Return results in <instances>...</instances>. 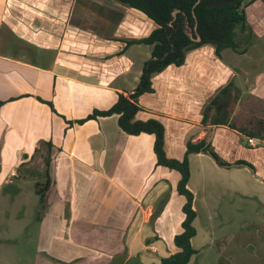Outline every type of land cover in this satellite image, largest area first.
I'll return each mask as SVG.
<instances>
[{
  "label": "crops",
  "instance_id": "0c3cea01",
  "mask_svg": "<svg viewBox=\"0 0 264 264\" xmlns=\"http://www.w3.org/2000/svg\"><path fill=\"white\" fill-rule=\"evenodd\" d=\"M244 12L237 50L191 48L137 99L135 119L162 123L168 157L182 159L186 141L204 139L231 163L189 155L196 233L188 264H264V0ZM154 28L116 0H0V191L29 179L28 162L51 143L37 264H150L179 250L185 197L180 174L156 165L154 135L125 133L117 114L78 122L134 91L153 47L136 41ZM217 96L226 106L202 121ZM225 113L233 125L212 123ZM249 178L263 190H250ZM252 193L261 206L250 216Z\"/></svg>",
  "mask_w": 264,
  "mask_h": 264
},
{
  "label": "trees",
  "instance_id": "16d2710c",
  "mask_svg": "<svg viewBox=\"0 0 264 264\" xmlns=\"http://www.w3.org/2000/svg\"><path fill=\"white\" fill-rule=\"evenodd\" d=\"M131 9H134L151 19L155 28L151 33L136 42L151 44V58L144 63L139 82L130 94L119 93L116 101L105 110L94 109L89 115L78 122L95 119L98 116L118 115V125L127 134L137 135L149 133L154 135L153 151L156 157V165L176 170L180 174L176 191L185 197L182 211L185 215L181 223L182 231L174 236V245L179 249L169 256L162 257L158 262L150 264H188L195 249L191 245V238L196 230L193 220L196 212L193 209V194L188 189L187 183L190 176L189 155L191 153H207L219 165L230 166L222 160L204 139L197 142L186 141L185 153L182 159L168 157L164 148V126L154 118L147 120L135 119L136 113L141 109L138 97L145 92H152L151 77L170 64L181 65L184 62V54L187 50L199 47L203 44H212L217 55L225 48L237 50L239 43L235 39V29L245 28V6L252 0H116ZM196 25V28H195ZM191 32L193 38L196 34L200 41L192 40L187 32ZM226 92V90L222 91ZM223 104V105H222ZM50 105V103H49ZM226 102L219 100V96L212 99L206 106L203 119L207 118V112L211 107L217 110L224 108ZM220 118V119H219ZM212 120L213 124H228V113ZM233 124L229 123V126ZM241 132L252 134L246 129ZM253 135V134H252ZM46 149V168L38 174L35 190L40 202H45L46 192L50 185L47 165L51 150V143L44 142ZM39 147L36 148V151ZM233 164H245L252 168L246 161L238 160Z\"/></svg>",
  "mask_w": 264,
  "mask_h": 264
},
{
  "label": "rangeland",
  "instance_id": "374dc122",
  "mask_svg": "<svg viewBox=\"0 0 264 264\" xmlns=\"http://www.w3.org/2000/svg\"><path fill=\"white\" fill-rule=\"evenodd\" d=\"M46 154L44 148L36 154V158H32L33 161L28 162L27 168L32 174L29 179L22 182L15 179L0 191V264H37V258L39 260L43 256H38L41 251L36 247L35 220L39 211V196L35 193V182L45 178L39 179L37 172L42 173L46 168V165H41V159ZM249 182L250 190H263L260 183L251 178ZM258 201L256 194L252 193L249 197L250 216L252 207L256 209L254 214L259 211L261 205Z\"/></svg>",
  "mask_w": 264,
  "mask_h": 264
},
{
  "label": "water",
  "instance_id": "95a60500",
  "mask_svg": "<svg viewBox=\"0 0 264 264\" xmlns=\"http://www.w3.org/2000/svg\"><path fill=\"white\" fill-rule=\"evenodd\" d=\"M199 1H200V0H197L196 3H195V5H196L197 3H199ZM195 28H196V25H195ZM187 35H188V37H190V39H192V40L200 41V36H199L198 34H196V37L193 38L191 32L188 31V32H187Z\"/></svg>",
  "mask_w": 264,
  "mask_h": 264
},
{
  "label": "built area",
  "instance_id": "2783aa9c",
  "mask_svg": "<svg viewBox=\"0 0 264 264\" xmlns=\"http://www.w3.org/2000/svg\"><path fill=\"white\" fill-rule=\"evenodd\" d=\"M250 142H252V141H250ZM252 145H253V143H251Z\"/></svg>",
  "mask_w": 264,
  "mask_h": 264
}]
</instances>
